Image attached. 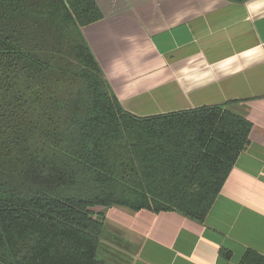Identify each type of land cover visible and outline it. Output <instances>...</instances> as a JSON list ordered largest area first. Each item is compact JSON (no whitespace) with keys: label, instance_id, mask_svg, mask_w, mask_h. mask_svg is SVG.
Instances as JSON below:
<instances>
[{"label":"trees","instance_id":"trees-1","mask_svg":"<svg viewBox=\"0 0 264 264\" xmlns=\"http://www.w3.org/2000/svg\"><path fill=\"white\" fill-rule=\"evenodd\" d=\"M102 17L95 0H0V264H120L105 209L203 222L249 143L225 104L124 109L82 32Z\"/></svg>","mask_w":264,"mask_h":264},{"label":"crops","instance_id":"crops-1","mask_svg":"<svg viewBox=\"0 0 264 264\" xmlns=\"http://www.w3.org/2000/svg\"><path fill=\"white\" fill-rule=\"evenodd\" d=\"M95 1L103 17L82 32L124 109L145 116L225 104L252 124L203 222L109 207V252L126 253L120 264L264 256V0Z\"/></svg>","mask_w":264,"mask_h":264},{"label":"rangeland","instance_id":"rangeland-1","mask_svg":"<svg viewBox=\"0 0 264 264\" xmlns=\"http://www.w3.org/2000/svg\"><path fill=\"white\" fill-rule=\"evenodd\" d=\"M107 254H109V257H108V259L109 258H111V256L113 257H116V255L115 254H113L112 252L110 253V252H108ZM104 255H106V254H104ZM102 256V254H100V257ZM104 257H106V256H104ZM111 260H113V259H111Z\"/></svg>","mask_w":264,"mask_h":264}]
</instances>
